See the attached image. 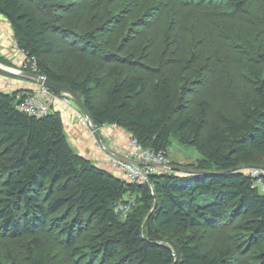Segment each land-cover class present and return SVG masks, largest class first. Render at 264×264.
<instances>
[{
  "label": "trees",
  "instance_id": "16d2710c",
  "mask_svg": "<svg viewBox=\"0 0 264 264\" xmlns=\"http://www.w3.org/2000/svg\"><path fill=\"white\" fill-rule=\"evenodd\" d=\"M0 14L27 70L78 92L98 128L193 146L188 167L213 173L127 181L73 149L58 110L0 91V264H264V191L241 169L264 166V0H0ZM59 51L74 71L51 64Z\"/></svg>",
  "mask_w": 264,
  "mask_h": 264
},
{
  "label": "built area",
  "instance_id": "2783aa9c",
  "mask_svg": "<svg viewBox=\"0 0 264 264\" xmlns=\"http://www.w3.org/2000/svg\"><path fill=\"white\" fill-rule=\"evenodd\" d=\"M34 67V63L26 60L23 61L22 68L28 69L29 66ZM21 70H17L20 72ZM59 99V95L50 90L46 86H38L35 89L30 91L22 92L19 95V102L17 108L25 113H28L32 116H44L52 112L53 103ZM91 124V123H90ZM85 125V124H83ZM108 154L109 164L116 168L119 171L127 174L129 181L131 182H146V178H149V175L155 174L157 172H172L174 171L172 161L168 157V154L164 150L155 151L148 148H144L142 144L138 141L137 138L130 135L128 140V147L124 152H118ZM115 154L124 155L130 160H134L135 163L125 161ZM245 172V171H244ZM253 177L258 178V185L262 187L264 191V182L261 177L264 175L262 172L259 176L255 174H249ZM129 203H121L117 207L122 212V215H126L130 209Z\"/></svg>",
  "mask_w": 264,
  "mask_h": 264
},
{
  "label": "crops",
  "instance_id": "0c3cea01",
  "mask_svg": "<svg viewBox=\"0 0 264 264\" xmlns=\"http://www.w3.org/2000/svg\"><path fill=\"white\" fill-rule=\"evenodd\" d=\"M17 52L20 54V52L22 51L17 47L12 26L10 25L9 21L0 14V55L4 56L7 59H11ZM21 62L22 61H20V63ZM21 79L22 81L24 80L23 82L27 83L26 79ZM24 85L30 87L27 84ZM30 85L33 86L34 84L30 83ZM32 86L30 88L35 87V85L34 87ZM0 91L11 92L9 89L2 87V85H0ZM71 107L72 106H67L62 102H58L55 104V109L58 111L60 110V113L62 115L64 121V130L71 146L77 153L87 157L88 159H91L93 162H95L96 165L114 173V169L116 168L112 167L109 164V153L104 148V146L110 150L113 149L120 153L124 152V150L128 147L130 133L115 125L100 127V145L94 138L92 133L89 131V129L78 122V120L75 118L76 112L73 111V107ZM104 139L107 140V143L104 141Z\"/></svg>",
  "mask_w": 264,
  "mask_h": 264
},
{
  "label": "rangeland",
  "instance_id": "374dc122",
  "mask_svg": "<svg viewBox=\"0 0 264 264\" xmlns=\"http://www.w3.org/2000/svg\"><path fill=\"white\" fill-rule=\"evenodd\" d=\"M67 55L62 51H59L57 54H55L54 56H52L50 58V61H51V64L56 68L58 69L59 71H62V72H70V71H74L75 68H76V65L73 63V61L67 56ZM1 59H0V64L9 69V70H12V71H17V70H21V71H28L30 72L29 70L25 69V68H22L23 66V61L26 62L25 60V56H24V53L23 51L20 52V54L17 52L15 54V56L11 59H7L5 58L4 56L0 55ZM20 61H22L20 63ZM32 65L29 66L28 69L31 68ZM20 71V72H21ZM21 77L19 76H16V75H13V74H8V73H3V72H0V85H2V87H5L6 89H9L11 92H15L16 90H20V92H25V91H30L32 89H35L37 88L38 86H40L41 84H38V83H35L33 81H30V80H27V83L23 82ZM34 84L30 85V83ZM24 84H27L28 86H32L34 88H30V87H27L25 86ZM4 85V86H3ZM41 86H44V85H41ZM18 88V89H17ZM16 89V90H14ZM51 91H53L54 93L56 91L50 89ZM57 93V92H56ZM59 95V99L60 100H56L54 103H53V107H52V110H56L55 109V104L56 103H64L65 105L67 106H72V110L75 111L76 113V116L75 118L78 120L79 123H81L82 125L85 124L84 126L89 129V131L92 133V135L94 136V138L97 140V138L95 137V134L91 128V124L87 118V116L85 115V113L80 109L79 105L74 101V99H72L70 97V95H67L65 93H57ZM191 97H200V94H197V93H191ZM70 108V107H68ZM99 132H100V129L98 128ZM104 141L107 143V140L104 139ZM103 141V142H104ZM97 142L101 145V142L97 140ZM105 144V143H104ZM168 157L170 158L171 161H175L179 164H176V165H180L182 167H186L188 169H191L190 167H188L191 163H194L196 162L197 158L200 156L199 153L197 152V150L193 147V146H190V145H183L181 143H179L177 140H174L172 142V145L169 147V150H168ZM95 163V162H94ZM174 165V163H173ZM241 169L245 172H248L249 174H255L256 176H259L262 172H264V166H260V165H249V166H244V167H241ZM175 171V170H174ZM114 173L116 175H118L119 177L125 179V180H129V178L127 177V174H125L124 172L122 171H119L117 169H114ZM130 201L133 203V198H130ZM46 250V247H44L42 249V251L44 252Z\"/></svg>",
  "mask_w": 264,
  "mask_h": 264
},
{
  "label": "water",
  "instance_id": "95a60500",
  "mask_svg": "<svg viewBox=\"0 0 264 264\" xmlns=\"http://www.w3.org/2000/svg\"><path fill=\"white\" fill-rule=\"evenodd\" d=\"M0 72L8 73V74L10 73V74L19 76V77H21L23 79L30 80V81H33L35 83L44 85V86L56 91L59 94L65 93L67 95H70V97L72 99H74V101L79 105L80 109L87 116L89 122L91 123V128H92V130H93V132L95 134V137L97 138L98 141L101 142L100 132L98 130V127L94 123V121H93L88 109L86 108L85 101L82 99L80 94L78 92H76L75 90H73L70 86H68L66 84L56 83V82L50 80L45 75H41V74H38V73L28 72V71H21V72L12 71V70H9V69L3 67L1 64H0ZM102 145H104V144H102ZM104 148L107 150L108 153H112V152L116 153L115 150H113V149L110 150V149H108L105 146H104ZM115 155L117 157L125 160V161H129V162L135 163L134 160H130V159L126 158L124 155H119V154H115ZM172 167H173V169L175 171H178L180 173L213 174L211 172H204V171H199V170H194V169H188L186 167H182V166L176 165V164L172 165ZM146 182L149 183V178H146Z\"/></svg>",
  "mask_w": 264,
  "mask_h": 264
},
{
  "label": "bare ground",
  "instance_id": "6f19581e",
  "mask_svg": "<svg viewBox=\"0 0 264 264\" xmlns=\"http://www.w3.org/2000/svg\"><path fill=\"white\" fill-rule=\"evenodd\" d=\"M56 93V92H55ZM60 98V97H59ZM257 105V104H256ZM59 112H60V110H59ZM27 115V114H26ZM58 118V117H57ZM60 121V120H59ZM64 122V121H63ZM51 133V132H50ZM57 134V133H56ZM50 136V135H49ZM47 138V137H46ZM110 144V143H109ZM50 159V158H49ZM92 164V163H91ZM150 176V175H149ZM173 176V175H172ZM39 179V178H38ZM168 179V178H167ZM139 184V183H138ZM40 186V185H39ZM132 186V185H131ZM136 193H138V192H136ZM127 200V199H126ZM78 253V252H77ZM82 256V255H81ZM80 257V256H79Z\"/></svg>",
  "mask_w": 264,
  "mask_h": 264
}]
</instances>
